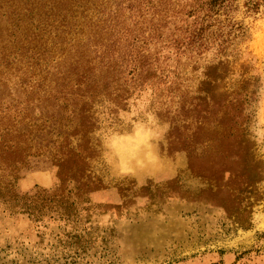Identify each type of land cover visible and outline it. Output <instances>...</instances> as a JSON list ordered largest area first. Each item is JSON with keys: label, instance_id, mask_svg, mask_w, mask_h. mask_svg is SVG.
<instances>
[{"label": "trees", "instance_id": "16d2710c", "mask_svg": "<svg viewBox=\"0 0 264 264\" xmlns=\"http://www.w3.org/2000/svg\"><path fill=\"white\" fill-rule=\"evenodd\" d=\"M237 1L0 0V212L30 222L28 235L41 242L46 223H58L47 246L61 257L54 252L57 260L46 264H90L82 255L89 221L122 217L147 196L145 187L96 166L103 138L125 134L133 113L143 121V102L168 125L169 149L188 154L192 174L210 183L220 175V184H209L213 196L227 194L239 207L259 181L258 167L249 165L244 103L219 91L222 64L205 66L195 91L182 72L184 61L223 52L239 38L222 18ZM263 5L246 2L255 13ZM194 141L211 151L188 152ZM209 154L221 159L207 164ZM42 156L54 162V187L23 189V172ZM168 185L173 195L181 181Z\"/></svg>", "mask_w": 264, "mask_h": 264}, {"label": "rangeland", "instance_id": "374dc122", "mask_svg": "<svg viewBox=\"0 0 264 264\" xmlns=\"http://www.w3.org/2000/svg\"><path fill=\"white\" fill-rule=\"evenodd\" d=\"M246 2L238 0L228 15L222 14L224 20L229 17L235 26L233 33L239 38L223 52L213 49L198 59L184 61L182 72L186 86L195 91L204 67L222 64L224 79L219 91L230 101L244 103L249 115L248 144L252 147L249 165L258 167L259 181L237 200L239 207L227 194L213 196L209 184H220V175L210 183L192 174L188 154L169 149L168 125L157 120L154 106L145 108L143 102L139 105L143 121H136L133 113L126 122L125 134L103 138L102 156L96 166L110 176L145 187L147 196L137 198L122 217L106 214L89 221V234H85L82 244L84 262L264 264V5L255 13L248 10ZM207 148L208 144L194 141L188 152L208 153L211 148ZM204 159L214 164L221 157L209 154ZM172 180L181 181L173 195L167 194ZM54 185V162L46 156L32 161L20 183L25 190L51 189ZM157 187L161 192L156 198L152 191L156 193ZM28 223L0 212V264L55 263L57 259L50 258L54 252L61 257L47 246L59 235L58 223H46L48 235L44 242L28 235ZM66 241L71 256L78 258L77 246L71 249V242L76 240Z\"/></svg>", "mask_w": 264, "mask_h": 264}]
</instances>
